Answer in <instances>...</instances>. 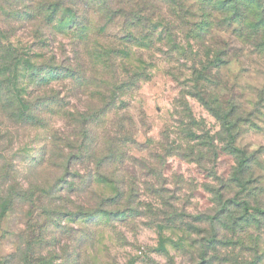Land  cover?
Instances as JSON below:
<instances>
[{"label": "rangeland", "instance_id": "rangeland-1", "mask_svg": "<svg viewBox=\"0 0 264 264\" xmlns=\"http://www.w3.org/2000/svg\"><path fill=\"white\" fill-rule=\"evenodd\" d=\"M0 264H264V0H0Z\"/></svg>", "mask_w": 264, "mask_h": 264}, {"label": "trees", "instance_id": "trees-1", "mask_svg": "<svg viewBox=\"0 0 264 264\" xmlns=\"http://www.w3.org/2000/svg\"><path fill=\"white\" fill-rule=\"evenodd\" d=\"M244 162H245V158L242 156L241 159L238 162V167H239L240 170H242L244 168V165H245Z\"/></svg>", "mask_w": 264, "mask_h": 264}]
</instances>
